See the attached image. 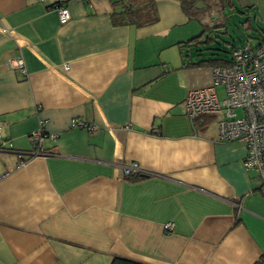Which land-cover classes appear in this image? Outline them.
<instances>
[{
    "label": "crops",
    "instance_id": "obj_1",
    "mask_svg": "<svg viewBox=\"0 0 264 264\" xmlns=\"http://www.w3.org/2000/svg\"><path fill=\"white\" fill-rule=\"evenodd\" d=\"M234 3L264 20V0ZM67 7L61 24L54 0H0V264L264 261L245 143L186 115L189 91L213 85L196 21L176 0L144 27L115 26L109 0Z\"/></svg>",
    "mask_w": 264,
    "mask_h": 264
},
{
    "label": "built area",
    "instance_id": "obj_2",
    "mask_svg": "<svg viewBox=\"0 0 264 264\" xmlns=\"http://www.w3.org/2000/svg\"><path fill=\"white\" fill-rule=\"evenodd\" d=\"M69 1L84 0H54V8L58 12L61 24L71 20L67 7ZM7 66L12 70L26 73L22 60L11 61ZM212 74V86L193 89L187 94L186 115L191 122L206 117L218 119V142L245 143L247 155L244 166L247 171L257 173L261 183L260 191L264 196V42L255 47L244 46L234 50L232 63L229 66L213 68ZM216 85L225 88V97L222 100L219 98ZM73 125L79 128L86 127L78 120L73 121ZM89 130L94 131L96 127L92 126ZM42 137V132L39 131L32 133L30 139L37 146L42 142ZM0 139L3 140L1 124ZM23 164L24 162H21V165ZM140 172L137 163L124 168L126 176ZM172 227L171 224L167 225V228Z\"/></svg>",
    "mask_w": 264,
    "mask_h": 264
},
{
    "label": "trees",
    "instance_id": "obj_3",
    "mask_svg": "<svg viewBox=\"0 0 264 264\" xmlns=\"http://www.w3.org/2000/svg\"><path fill=\"white\" fill-rule=\"evenodd\" d=\"M112 12L111 17L115 26H131L144 27L159 21L157 9L158 0H109ZM183 13L191 20L196 21L203 27L202 33L193 38L191 42L195 46H200L199 66H206L211 69L219 66H229L232 63L233 51L249 45H237L236 42L230 43L224 39V35L229 36L228 22L229 17L225 13L228 7L239 13H247L245 8H238L233 0H176ZM249 24L250 18L243 24ZM215 35L213 38L212 36ZM264 42V38L258 41V45ZM231 46L230 49L221 47L222 44ZM216 44V45H215ZM219 44V46H218ZM205 54V55H204ZM214 118L206 117L196 119L193 124L195 131L203 133L207 130L209 124ZM113 264H138L136 262L115 258ZM258 264H264V261Z\"/></svg>",
    "mask_w": 264,
    "mask_h": 264
},
{
    "label": "rangeland",
    "instance_id": "obj_4",
    "mask_svg": "<svg viewBox=\"0 0 264 264\" xmlns=\"http://www.w3.org/2000/svg\"><path fill=\"white\" fill-rule=\"evenodd\" d=\"M235 1V0H234ZM238 8H240V5H237ZM251 12L254 13L253 9H250L247 11V13H239L238 10L232 11L229 7L225 11L227 16L229 17V22H228V31H229V36L224 35V39L226 41H230V43L236 42L237 45H249L252 47H255L258 44V41L264 38V20H262L260 17V13L257 10V14H252ZM258 16V17H257ZM248 17L250 19V24L253 26V28H250V25L247 23L243 24L244 22L247 21ZM255 17L258 18L260 21L255 22ZM195 26H198L197 34L200 35L203 31L202 25H200L197 22H194ZM213 38L215 35L212 36ZM234 41V42H233ZM216 45V44H215ZM219 46V44H218ZM221 47H226L227 49H230L231 46H227L224 43L222 44ZM194 54V53H192ZM205 55V54H204ZM195 56V55H193ZM205 57V56H204ZM204 57H197L198 59H202ZM196 58V57H195ZM194 58V59H195ZM193 59V60H194ZM216 90L219 95V98L222 100L225 97V88L222 85H216ZM240 114V112H238ZM218 126V119H213L211 123L208 126V131H212Z\"/></svg>",
    "mask_w": 264,
    "mask_h": 264
}]
</instances>
